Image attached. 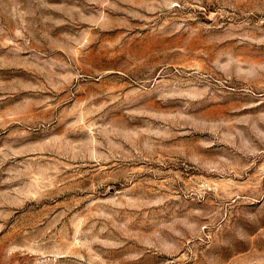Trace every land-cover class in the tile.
<instances>
[{"label":"rangeland","instance_id":"374dc122","mask_svg":"<svg viewBox=\"0 0 264 264\" xmlns=\"http://www.w3.org/2000/svg\"><path fill=\"white\" fill-rule=\"evenodd\" d=\"M0 264H264V0H0Z\"/></svg>","mask_w":264,"mask_h":264}]
</instances>
